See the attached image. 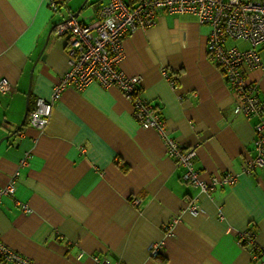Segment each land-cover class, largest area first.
I'll use <instances>...</instances> for the list:
<instances>
[{
  "label": "crops",
  "instance_id": "0c3cea01",
  "mask_svg": "<svg viewBox=\"0 0 264 264\" xmlns=\"http://www.w3.org/2000/svg\"><path fill=\"white\" fill-rule=\"evenodd\" d=\"M105 1L0 0V79L10 86L0 91V187L19 171L13 195L0 200V240L34 264H94L92 254L110 264H264L238 240L248 229L264 246V167L242 169L255 155V119L234 113L195 15L158 11L154 25L125 35L119 68L139 76L170 136L196 148L200 177L233 173L232 185L207 194L183 181L157 131L139 125L115 86H69L43 128L29 124L37 98L49 99L69 66L67 35L54 26L72 15L89 22ZM256 50L259 63L243 70L264 100V43ZM192 199L196 213L183 209ZM152 242H162L156 256Z\"/></svg>",
  "mask_w": 264,
  "mask_h": 264
},
{
  "label": "built area",
  "instance_id": "2783aa9c",
  "mask_svg": "<svg viewBox=\"0 0 264 264\" xmlns=\"http://www.w3.org/2000/svg\"><path fill=\"white\" fill-rule=\"evenodd\" d=\"M57 3L50 2L56 10ZM165 10L170 13H191L197 22L208 27V57L222 72L229 91L234 99L233 111L247 119L254 118L253 148L255 155L247 159L242 166L245 173H252L256 168L264 167V100L260 98V89L256 83L245 79L243 66L249 68L259 63L256 48L264 43V0H106L96 11L94 19L81 22L75 16H69L54 26L58 34L67 35L68 69L54 84L49 99L37 98L34 108L28 113V122L35 128H43L50 116L51 109L60 94L69 86L81 90L91 82L104 87L115 86L125 96L131 98L133 115L143 128H154L163 140L166 154L175 165L183 168L181 179L201 192L209 194L215 185H232L236 181L233 173L213 176L210 180L200 177L194 167L195 147H184L170 136L164 119L154 106L139 93V76L127 75L119 68L122 59V41L125 35L137 29H146L156 22L157 12ZM228 40L248 42L246 49L226 46ZM162 74L167 77L166 72ZM168 78V77H167ZM172 88L175 83L169 78ZM10 86L0 79V91H9ZM26 164V157L18 166ZM19 171L16 170L6 185L0 187L2 196L13 195L15 181ZM138 200H132L137 203ZM21 209L27 212L25 204ZM196 213L198 205L189 200L183 208ZM255 234L251 230L238 233L239 242L249 246L253 259L264 254V246L254 243ZM162 242H152L149 253L156 256ZM94 264H110L109 258L92 254ZM0 260L13 264H34L28 258L16 253L0 240Z\"/></svg>",
  "mask_w": 264,
  "mask_h": 264
},
{
  "label": "water",
  "instance_id": "95a60500",
  "mask_svg": "<svg viewBox=\"0 0 264 264\" xmlns=\"http://www.w3.org/2000/svg\"><path fill=\"white\" fill-rule=\"evenodd\" d=\"M23 122V121H22ZM22 124V123H21ZM20 126H18V128H19Z\"/></svg>",
  "mask_w": 264,
  "mask_h": 264
}]
</instances>
